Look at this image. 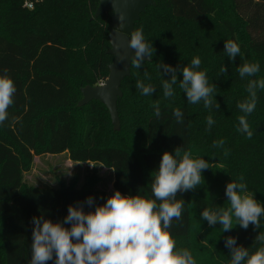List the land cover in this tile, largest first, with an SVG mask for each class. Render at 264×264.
I'll use <instances>...</instances> for the list:
<instances>
[{
  "label": "trees",
  "instance_id": "trees-1",
  "mask_svg": "<svg viewBox=\"0 0 264 264\" xmlns=\"http://www.w3.org/2000/svg\"><path fill=\"white\" fill-rule=\"evenodd\" d=\"M25 1L32 9L24 7ZM154 1L155 7L146 8L134 24V30L143 29L145 41L152 43L153 56L140 69L131 68L122 82L120 127L115 131L101 103L78 107L82 88L99 86L108 78L112 14L93 19L97 0H0V76L7 69L16 89L8 119L0 124V264H29L34 216L56 223L67 216L69 205L89 196L95 204H85L86 213L106 203V193L95 190L100 179L94 171L80 189L73 184L54 189L23 183L34 157L63 153L73 163L111 170L113 189L123 196L159 204L151 190L155 171L164 152L174 155L182 147L192 159L208 161L209 169L202 170L194 190L177 193L182 215L168 229L175 250L187 249L196 264H230L227 237H236L237 245L250 254L264 247L253 242L264 232V216L257 231L251 224L247 230L240 228L233 217L234 228L228 232L219 224L209 227L200 217L205 209L230 206L225 188L231 181L245 183L241 195L264 206V90H257L256 108L247 117L252 138L237 131L243 115L237 104L248 98L249 80L264 79V0ZM229 40L241 49L234 61L224 52ZM195 57L201 64L193 70L205 72L208 85L217 86L212 95L218 110L205 108L203 101L190 104L179 87V72L174 95H163L162 81L170 76H162L157 65L191 67ZM245 63H259L256 76L240 78L237 68ZM224 66L227 73L220 71ZM145 71L150 78L144 77ZM137 80L152 85L155 92L142 95ZM157 101L160 119L153 114ZM176 108L184 114L182 123L175 121ZM210 115L215 123L209 130ZM221 139L223 148H214L213 142ZM54 261L55 255L46 264Z\"/></svg>",
  "mask_w": 264,
  "mask_h": 264
},
{
  "label": "clouds",
  "instance_id": "clouds-1",
  "mask_svg": "<svg viewBox=\"0 0 264 264\" xmlns=\"http://www.w3.org/2000/svg\"><path fill=\"white\" fill-rule=\"evenodd\" d=\"M117 19L121 27L127 23L123 14H118ZM127 48L133 50L130 57V68L140 69L145 58L153 56L152 43L145 41L143 29L126 33ZM224 52L230 61L241 55L237 43L229 40L224 43ZM119 62L124 63L129 57L121 54ZM201 60L195 57L191 67H172L160 63L157 65L161 75L170 78L162 81L163 95L170 98L174 95L173 85L177 84V73L182 74L179 87L183 90L190 104L203 101L205 108L219 109L220 105L213 97L216 85H208L206 73L194 71L199 68ZM221 73H227L226 66L221 68ZM237 71L241 79L254 77L260 71L259 63H245L238 66ZM0 76V124L8 119V108L14 103L13 94L16 89L12 79L7 75ZM146 79L150 78L147 71ZM139 92L148 96L155 92L152 85H145L143 81H136ZM264 90V79H251L247 84L248 98L237 104L243 115L238 117L237 131L246 134L248 139L253 136L247 117L254 112L257 105V90ZM154 116L161 117L159 101L154 105ZM173 116L177 123H182L183 112L176 108ZM207 127L210 130L215 121L212 116L206 117ZM223 139L214 141V148H223ZM174 155L164 152L151 190L156 200L143 199L138 196L125 197L116 191L107 198L106 203L96 206L95 211H84L86 204L90 208L95 204L93 197L89 196L84 202H77L75 206L69 205L67 216L60 222L53 223L43 216L32 218V244L31 259L29 264H46L53 260L54 264H196L192 254L187 249H176V242L168 229L173 220L181 219L183 201L176 200L178 192L194 190L201 182L202 170L209 169V162L204 159H192L191 153L183 151L182 147L174 150ZM227 154V150H225ZM114 171V170H113ZM244 177L240 176L239 181ZM247 185L243 182H229L225 188V195L229 207H220L216 210L205 209L200 213L201 220L207 221L209 227L219 224L223 232L232 230L233 217L240 228L247 230L253 225L257 231L261 227L260 218L264 216V206L257 203L252 196L246 193ZM64 225H71L70 228ZM75 240V242H74ZM254 243L264 245V232H258ZM229 249L230 264H264V247L258 248L250 254L248 248L237 245V238L229 236L224 241Z\"/></svg>",
  "mask_w": 264,
  "mask_h": 264
},
{
  "label": "water",
  "instance_id": "water-1",
  "mask_svg": "<svg viewBox=\"0 0 264 264\" xmlns=\"http://www.w3.org/2000/svg\"><path fill=\"white\" fill-rule=\"evenodd\" d=\"M98 6L93 19L101 15L112 14L110 22L108 54L113 57V62L109 65L108 78L102 85L86 86L81 89L82 99L78 102V107H83L92 101H97L104 105L109 112L113 130L120 127L117 111L118 100L122 96L121 84L130 77V57L134 54L133 50L127 48V41L124 38L126 33L134 31V24L139 21L140 16L148 7H155L154 0H97ZM123 14L127 18V23L121 27L117 15ZM127 54L128 60L123 64L119 62L118 57L121 54ZM150 60L145 58V62Z\"/></svg>",
  "mask_w": 264,
  "mask_h": 264
},
{
  "label": "rangeland",
  "instance_id": "rangeland-1",
  "mask_svg": "<svg viewBox=\"0 0 264 264\" xmlns=\"http://www.w3.org/2000/svg\"><path fill=\"white\" fill-rule=\"evenodd\" d=\"M93 171L100 179L95 190L105 192L107 198L111 197L116 192L113 189L114 174L112 171L99 164L70 162L65 153L36 157L30 171L23 174V183L32 187L54 189H58L60 184L64 186L73 184L80 189L85 185L86 177L90 176Z\"/></svg>",
  "mask_w": 264,
  "mask_h": 264
},
{
  "label": "built area",
  "instance_id": "built-area-1",
  "mask_svg": "<svg viewBox=\"0 0 264 264\" xmlns=\"http://www.w3.org/2000/svg\"><path fill=\"white\" fill-rule=\"evenodd\" d=\"M24 7L27 9H32V4L28 3L27 1L24 2ZM103 83H101L100 85H102Z\"/></svg>",
  "mask_w": 264,
  "mask_h": 264
},
{
  "label": "crops",
  "instance_id": "crops-1",
  "mask_svg": "<svg viewBox=\"0 0 264 264\" xmlns=\"http://www.w3.org/2000/svg\"><path fill=\"white\" fill-rule=\"evenodd\" d=\"M66 154V156L68 157V155H67V153H65ZM34 159H36V157H34ZM70 161V160H69ZM71 162V161H70ZM111 171V170H110Z\"/></svg>",
  "mask_w": 264,
  "mask_h": 264
}]
</instances>
